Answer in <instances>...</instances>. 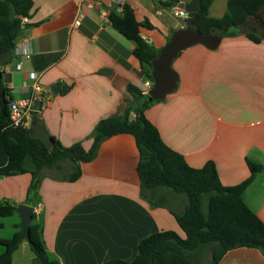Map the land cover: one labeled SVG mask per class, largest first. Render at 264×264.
<instances>
[{
    "label": "crops",
    "instance_id": "obj_1",
    "mask_svg": "<svg viewBox=\"0 0 264 264\" xmlns=\"http://www.w3.org/2000/svg\"><path fill=\"white\" fill-rule=\"evenodd\" d=\"M32 1L26 24L16 36L21 47L29 42L30 54L15 51L3 66L12 99L30 93L33 73L48 87L51 82L71 84L66 92L59 90L42 101L33 121L30 115L29 126L45 142L53 134L65 145L81 140L88 149L98 119L121 113L132 99L126 84L133 82L147 91L152 81L140 72L132 42L109 22L114 0ZM125 1L137 19L153 24L140 26V32L160 48L184 24L186 16L174 14V7L189 0ZM226 7L227 0H212L209 13L222 15ZM251 27L250 20L245 29ZM172 68L176 86L150 104L146 115L188 163L201 166L212 159L223 184L249 174L247 158L261 163L242 196L264 222V39L254 41L239 33L222 36L214 48L194 43L178 52ZM137 160L134 136L120 132L105 138L94 158L81 162L74 180L42 178L32 221L41 225L50 258L58 264L130 260L148 233L166 228L182 233L171 210L180 212L185 201L159 186L148 194L164 205H151L140 195ZM29 182L27 171L1 174L0 202L25 203ZM8 216L0 215V237L20 230L19 213L14 209ZM34 256L28 239L22 238L10 264H35ZM218 264H264V254L256 247L237 246L226 250Z\"/></svg>",
    "mask_w": 264,
    "mask_h": 264
},
{
    "label": "trees",
    "instance_id": "obj_2",
    "mask_svg": "<svg viewBox=\"0 0 264 264\" xmlns=\"http://www.w3.org/2000/svg\"><path fill=\"white\" fill-rule=\"evenodd\" d=\"M211 2L200 0L195 27L201 32L221 31L222 36L244 33L254 41L264 39V0H227L226 10L219 16L209 13ZM32 5V0H0V175L30 173L25 203L34 204L44 176L74 180L81 173V162L94 158L105 138L129 132L138 149L136 169L140 195L151 205H164L162 200L149 197L148 191L164 186L185 194L183 209L180 212L170 209L182 233L172 228L152 231L139 240L132 259L112 257L102 264H218L226 250L237 246L256 247L264 254V222L242 196L262 164L247 158L249 174L233 184L221 182L212 159L201 166L191 165L181 152L163 140L157 126L146 115L145 109L158 99L135 83L126 84L132 99L121 113L98 119L90 132L92 142L88 149L81 140L65 145L53 134H48L45 142L32 133L30 126L9 123L12 96L3 66L14 56L16 36L26 24L21 17L30 15ZM108 19L114 29L132 42L131 53L139 60L140 72L152 81L151 63L160 48L142 36L140 26L153 24L147 18L137 19L134 8L125 0L109 11ZM250 20L252 27L246 30ZM59 84L60 93L71 87V84ZM38 112L31 111L32 121ZM14 209V203L0 202L1 216L13 213ZM19 242V230L10 237H0V244L4 246L0 264L11 263ZM28 243L35 255V264H58L46 251L39 222L31 221Z\"/></svg>",
    "mask_w": 264,
    "mask_h": 264
},
{
    "label": "water",
    "instance_id": "obj_3",
    "mask_svg": "<svg viewBox=\"0 0 264 264\" xmlns=\"http://www.w3.org/2000/svg\"><path fill=\"white\" fill-rule=\"evenodd\" d=\"M199 3L200 0H189L186 3L178 2V6L183 7L187 15L184 24L172 31L167 41L160 47L158 54L152 60V83L147 89L148 94L152 98L161 99L176 86L177 74L172 68V60L180 50L194 43H202L209 48H214L222 38L221 31L201 32L195 27ZM49 88L52 93L57 94L60 90V85L58 82H51L49 83ZM41 104L42 101L40 99H35L31 108L39 110ZM33 209V205L27 203H18L15 206V210L20 216V239H28L29 237V226L33 219Z\"/></svg>",
    "mask_w": 264,
    "mask_h": 264
},
{
    "label": "built area",
    "instance_id": "obj_4",
    "mask_svg": "<svg viewBox=\"0 0 264 264\" xmlns=\"http://www.w3.org/2000/svg\"><path fill=\"white\" fill-rule=\"evenodd\" d=\"M123 0H114L116 4H120ZM174 14L179 15V16H186L187 12L183 7L180 6H175L174 7ZM22 21H26L28 19L27 15H23ZM80 16L76 17L74 19V24H79L80 23ZM29 42L22 47L20 46V43H15V51L18 53H22L26 56H29L30 54V48ZM19 65V63H18ZM34 77L32 83H31V91L29 94L23 97L19 98H13L10 100L9 103V123L13 126H29L30 123V115L31 111L33 110L31 108L32 103L35 99H40L41 101L48 100L52 92L48 86L43 85L40 81L39 78L36 76V74H32ZM24 88V86H23Z\"/></svg>",
    "mask_w": 264,
    "mask_h": 264
},
{
    "label": "rangeland",
    "instance_id": "obj_5",
    "mask_svg": "<svg viewBox=\"0 0 264 264\" xmlns=\"http://www.w3.org/2000/svg\"><path fill=\"white\" fill-rule=\"evenodd\" d=\"M169 93V92H168ZM152 104V103H151ZM174 193H176V192H174ZM177 195H178V197L180 198V199H182L183 201H186V196H185V194H183V193H177ZM172 204V203H171ZM203 205H204V207H205V205H206V200H205V197H204V200H203ZM171 206H173V205H171ZM4 217V219H7L9 216L8 215H5V216H3ZM7 229V231H8V229H10V227H9V225L8 224H6V226H5V230ZM10 235H11V233H9ZM0 246L1 247H4L2 244H0ZM28 247V246H27Z\"/></svg>",
    "mask_w": 264,
    "mask_h": 264
}]
</instances>
